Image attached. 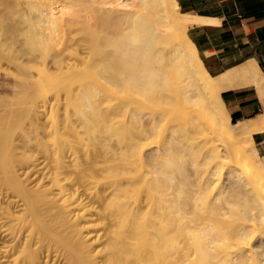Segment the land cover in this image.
Segmentation results:
<instances>
[{"label": "bare ground", "instance_id": "1", "mask_svg": "<svg viewBox=\"0 0 264 264\" xmlns=\"http://www.w3.org/2000/svg\"><path fill=\"white\" fill-rule=\"evenodd\" d=\"M22 4L24 54L52 51L58 75L44 65L34 80L28 66L35 92L0 116V264H264V163L252 140L229 142L264 129L258 63L211 74L177 0ZM18 50L6 58L21 67ZM246 85L263 111L232 122L221 90ZM188 120L204 145L189 162L196 181L179 183L174 197L152 161L165 154L168 129ZM219 171L244 192L232 199L225 185L210 198ZM195 184L191 197L184 187Z\"/></svg>", "mask_w": 264, "mask_h": 264}, {"label": "crops", "instance_id": "2", "mask_svg": "<svg viewBox=\"0 0 264 264\" xmlns=\"http://www.w3.org/2000/svg\"><path fill=\"white\" fill-rule=\"evenodd\" d=\"M187 22V35L206 69L213 75L254 59L264 73V0H177ZM233 121L254 118L263 111L254 87L221 92ZM264 163V129L252 134Z\"/></svg>", "mask_w": 264, "mask_h": 264}, {"label": "rangeland", "instance_id": "3", "mask_svg": "<svg viewBox=\"0 0 264 264\" xmlns=\"http://www.w3.org/2000/svg\"><path fill=\"white\" fill-rule=\"evenodd\" d=\"M43 1H47V0H43ZM63 1H65V0H63ZM22 3H24V0H21V2H20V0H0V22H2L1 24H3V25L5 24L6 26L9 23H10V25H12V27H10L8 30H4L3 27H0V104L1 105L6 104V105H3L2 107H0V109H1L0 110V116H2L1 120L6 119V117L7 118L10 117L13 114L16 115L17 113H19L22 110V108L24 106V103H23L24 100L23 99H25V97L24 98H22V97L25 96V94L27 95V93H29V94L33 93L34 88L36 86L35 84H37L34 80L39 76L40 73H42V75H45L44 73L47 74V71H45L46 69L44 70V68H45L44 65H46V67L49 68V72L53 75V77L58 75L56 68L50 62L51 61L50 59H52V54H54V53H52V51L49 50L52 53V54L51 53L49 54L48 53L49 51L47 50L48 55L46 54L47 57L49 56L51 58H49V57L44 58L41 56L39 57L38 54H40V51L38 49L34 50L35 52H37L38 56L35 54H29V55L24 54L23 49L24 48L28 49L29 47H32V46H29V43L27 40L30 38L27 35V31H28V28L30 26H28L26 22L22 23V21H21L22 16H20L21 15L20 13H22L24 11L23 9H26V8H24ZM179 7H180V5H179ZM180 10H181V8H180ZM35 13H36V11H35ZM33 15H35L34 11H33ZM36 15L34 17H37ZM32 19H34V18H32ZM1 28H3V29H1ZM29 29H31V28H29ZM32 30L34 31V29H32ZM32 34H35V31ZM13 48L19 49L17 51V54L19 56H21L20 60H24L23 63H21L22 64L21 67H17L12 63L10 64L6 58V54L10 50H13ZM42 51H44V50H42ZM41 54H42V56H45V53H44V55H43V52ZM59 57L60 56H58L57 58H59ZM27 58H29L28 63H26ZM33 58H35V59H33ZM38 62H40V63H38ZM30 65L33 66V67H31L32 72H30L31 77H33V79H34V77L37 75L34 80L33 79L28 80L26 78L28 75L27 67ZM34 65H35V67H34ZM38 65H41V66H38ZM36 67H41L42 69L36 68ZM38 69L40 72L38 71ZM33 70H35L34 72L38 71L39 74L36 72L37 74L35 73L36 74L35 75ZM29 76L30 75H28V78H29ZM55 78H57V77H55ZM25 83L30 85V87L27 90L25 88L23 89V87H21V85L22 84L24 85ZM24 86H26V84ZM238 87H240V86H238ZM25 90H26V93H24ZM223 90H225V89H222L221 92ZM1 100L2 101L4 100V102L2 103ZM43 117L44 116L42 115V117H41L42 120H43ZM23 121H25V120H23ZM26 122L27 121L23 122L24 126H25ZM185 122L186 123H178V125L175 124L174 127H170L168 129L169 131H167L166 138L164 139V141H161V143H160L161 145L159 144V146H162V144L164 146V147L163 146L160 147L161 151L163 150V154L165 153L164 155H162L163 156L162 159H160L163 161L157 160L158 162L160 161V163H158V162H156V160H154V158L152 159L155 161V164H154V161H152V165H153L152 168L153 167L155 168V166H156L157 167L156 169H159V170L165 172V175H167L168 179L172 178L173 183L171 186L172 188H170V190H171L172 196L174 195V197L177 193L176 192L177 188L180 186L181 182L183 183L187 180L192 181V182L196 181V175L194 174L193 165H191L192 163H189V162H192L195 155H197V153H198L197 149L202 151L201 149L204 145L203 141L199 140L197 138V136L199 135V134H197L198 131H196V132L193 131L192 126H190L189 120L185 121ZM232 122H235V121L232 120ZM187 124H189V126ZM186 126L188 127L187 129H186ZM256 131H258V130H256ZM168 132H169V134H171L170 136L168 135ZM186 134H188L189 137H192L191 143L182 145L179 148L176 146L172 147L171 142L183 140ZM252 134L251 135H243V134L233 135V137L231 139L229 138V142L237 141L238 143H240L244 147H247L248 143H249L248 141L252 140ZM153 139H156V138L154 137ZM167 139H170V140L167 141ZM167 147L168 148L170 147V149L169 150L165 149ZM154 148L155 147H153V149ZM217 148L220 149L221 146H218ZM156 149H154V150H156ZM151 151H152V149H151ZM165 159H166V161H165ZM166 163L167 164L169 163V164L167 165ZM154 168H153V170H154ZM217 171H218V169H217ZM186 172H187V174H186ZM217 173H218L217 178L214 179V181L212 183H210L209 187L206 190L208 192V195L210 198H214L215 195L220 190H222L224 188L223 186H225V185H227L225 190H226V192L229 193L230 196L232 195L231 196V197H233L232 199H235L237 194H239L241 192V190L244 192V187L241 185L238 188L240 190V191H238V193L236 192L237 189H236V191H233L232 190L233 187L230 185V182L228 180H225V173H220V171ZM184 188H186L184 190L186 191L187 195H189L191 197L192 196L196 197V195H197L196 190H198V186L196 184L191 185V186H185ZM202 216L205 217V215H202ZM234 217H235V215L233 214L231 217L232 220ZM227 218L229 219L230 217H227ZM236 218H237V216H236ZM234 220H235L234 223H236L237 221L238 222L241 221L239 219L236 220L235 218H234ZM225 221L227 223L226 219H225ZM236 224H233V225L235 226ZM191 225H193V224H191ZM200 225L201 224H198V227H200ZM169 228L172 229L171 226H169ZM171 229H168V230L170 231ZM219 254H218V256H220ZM261 257L263 258L264 255Z\"/></svg>", "mask_w": 264, "mask_h": 264}]
</instances>
